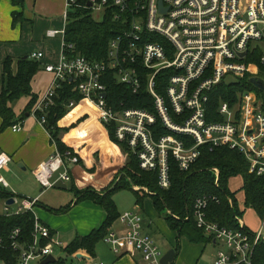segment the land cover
Wrapping results in <instances>:
<instances>
[{
	"label": "built area",
	"instance_id": "2783aa9c",
	"mask_svg": "<svg viewBox=\"0 0 264 264\" xmlns=\"http://www.w3.org/2000/svg\"><path fill=\"white\" fill-rule=\"evenodd\" d=\"M78 1L65 0V22L68 12L79 7ZM83 8L96 21L109 14L121 22V27L108 42L106 57L100 62L74 54L73 45L64 41V29L46 31L47 38L61 37V51L56 63L45 66L52 82L31 110L40 125L45 127L46 112L54 106L57 91L68 81L82 96L78 104L70 102L68 108L81 103L94 106L98 123L113 128L115 138L126 144L141 170L157 173V184L162 190L170 186L169 159H174L180 171H188L203 146L210 150L216 147L238 150L248 161L251 173L264 175L263 101L256 93L244 90L233 107L227 102L220 103L217 112L221 121L209 122L206 110L209 92L225 84V77L237 79L249 74L258 78V67L245 59L248 50L264 44V0H86ZM261 50L260 62L264 64ZM42 57V53L30 55L32 60ZM111 73L116 83L133 93L145 82L152 111L110 106L105 100L104 79ZM161 73L165 75L156 81ZM158 87L164 94L157 91ZM11 129L18 132L21 127L16 124ZM161 131L166 134L161 135ZM65 161L77 164L78 158L71 157L70 152L61 155L57 150L33 170L42 191L53 188L57 180L70 183ZM8 162L9 158L0 153V170ZM213 171L217 184L218 171ZM0 187H9L2 177ZM10 199L11 205L3 201L0 215L9 217L25 212L34 215L30 242H20L19 229L10 232L7 247L0 239V250L18 254L14 264L41 262L66 246L39 222L34 213L38 198ZM209 200L215 198L204 196L195 200L193 217L196 227L211 239V244L219 246L212 264H252L255 246L264 241V220L257 232L245 230L239 217H235L237 230L221 227L207 219ZM118 221L122 231L106 237L112 253L123 254V244L144 263L161 264L163 254L149 236L142 234L140 215L126 211ZM77 254L81 252L73 255V259ZM83 260L97 264L87 255ZM0 264L6 262L0 259Z\"/></svg>",
	"mask_w": 264,
	"mask_h": 264
},
{
	"label": "trees",
	"instance_id": "16d2710c",
	"mask_svg": "<svg viewBox=\"0 0 264 264\" xmlns=\"http://www.w3.org/2000/svg\"><path fill=\"white\" fill-rule=\"evenodd\" d=\"M15 6H23V0H10ZM86 0H79V7L68 12L64 29V41L74 47V54L83 56L89 61L100 62L107 54L108 42L114 38L121 27V22L113 20L109 14L102 21H96L84 9ZM13 14V20L18 17ZM262 50L260 47L250 49L247 52L246 63L255 64L258 67L257 77L264 80V64H261L260 57ZM12 59L6 58L3 62V90L0 93V132L8 127L20 122L24 115L30 114L37 97L31 92L30 81L39 70L37 61L26 58H19L16 62V72L13 74ZM165 74H159L156 81H160ZM251 75L244 74L240 78L234 79L231 84L221 83L209 92V101L206 106L207 118L209 122L221 121L218 116V106L222 102H227L231 107L235 106L238 96L244 90L253 91L257 97L264 101V92L253 87L249 83ZM105 100L115 109L135 108L152 111V99L146 90V83L143 82L140 89L133 93L126 86L116 83L114 75L108 74L104 79ZM157 91L164 94L161 87ZM54 106L46 112V130L51 140L56 145L58 152L64 155L67 151L73 152L64 145L59 138L61 132H67V128H60L58 122L69 112L68 104L74 102L78 104L82 96L74 90L72 83L65 82L56 93ZM22 97H30V101L23 114L16 118L11 105ZM264 112V106H263ZM39 118V114L36 115ZM157 129H160L157 123ZM166 132L161 131V135ZM108 138L118 145L121 152L126 155L125 165L118 170L111 182L100 192L92 191L87 187L78 191L72 180L70 170V183L68 190L76 198V202L91 201L100 206L105 212V220L101 226L93 230L87 236H75L64 248L60 249L64 256L56 258L50 264H68L67 259H73V255L78 252H86L90 257H95L97 244L104 240L111 231L113 224L118 220L120 214L117 211L112 195L121 190H130L135 196V204L142 206L144 197L148 196L153 204L154 210L160 212L167 211L164 222L166 226L176 232L177 238L185 237L191 243L211 244L210 238L206 237L201 229L196 227L193 217V204L197 198L204 196L215 198L209 200L206 207L207 219L221 227L237 230L238 225L235 217L241 218L244 209H252L258 218L264 220V175L256 176L249 171V163L238 150H230L227 147L200 148V156L192 164L188 171H180L174 159H169L170 186L162 190L157 184V173L143 171L139 168L136 157L129 151L124 143L118 142L113 133V128L108 127ZM80 160V159H79ZM75 165L83 166L80 160ZM66 162V161H65ZM218 171L217 184H215V173ZM94 172L89 170V173ZM117 178H119L117 180ZM242 180L243 210L240 211L234 192L230 190L229 182L232 179ZM137 187L138 190L133 188ZM146 190V191H144ZM11 197V193L4 191L0 187V200L6 202ZM231 201V204L230 202ZM46 208V207H45ZM70 204L51 209L53 214L65 213L69 210ZM34 228V215L25 212L14 216L0 215V239L8 246L9 234L14 229H19L18 239L20 242H30ZM245 230H249L245 225ZM52 234V233H51ZM45 243V241H43ZM176 247V252H178ZM18 254L9 249L0 250V259L6 264H14ZM40 264V262L38 263ZM252 264H264V241H260L254 248Z\"/></svg>",
	"mask_w": 264,
	"mask_h": 264
},
{
	"label": "crops",
	"instance_id": "0c3cea01",
	"mask_svg": "<svg viewBox=\"0 0 264 264\" xmlns=\"http://www.w3.org/2000/svg\"><path fill=\"white\" fill-rule=\"evenodd\" d=\"M64 12L65 0H23V6H15L10 0H0V93L3 90L4 60L12 59L14 74L17 60L30 58L32 53H42L43 57L40 60H35L39 63L40 68L30 81L31 92L38 99L48 89L52 82V76L45 72L44 68L46 65L58 61L61 37L47 38L46 31L65 29ZM14 13L18 15L16 20H13ZM29 101L30 97H22L11 106L16 118L23 114ZM1 123L0 119V125ZM16 124L20 125V131H12L11 126L0 132V153L9 158L5 168L0 170V177L5 178V175L12 179L9 187L4 191L18 198H38V204H40V200L45 197L47 191H42L33 176V170L39 164L47 161L57 151V148L46 128L40 125L31 113H26L24 118ZM58 126L68 129L62 135V142L79 155L83 164L79 167V165L66 161V166L70 170L75 185L80 186L84 181L85 185L91 187L94 192L103 190L118 170L125 165L126 155L121 152L118 145L109 140L108 128L98 123L96 108L81 103L70 109V112L58 122ZM91 168H94V172L89 173ZM35 183L39 187L38 191L36 185L34 186ZM68 187L69 184L67 190ZM56 199L60 200L61 198ZM46 203V208L43 206L46 211H44L45 209H35V214H37L39 222L47 226L59 240L63 235L73 238L87 236L93 230L98 229L105 220V212L100 206L88 200L76 202L74 195L66 205H62V202L52 203L49 201L48 204ZM69 204L70 208L65 213L53 214L48 210L49 208H62ZM145 207L147 215L152 217L153 213L149 205L147 204ZM119 226L116 231L112 226L110 233H120L122 225ZM185 239L191 243L187 238ZM103 241L107 243L106 237ZM121 247L123 254L116 257L117 260L114 264H140L132 256L133 254L138 255L137 253L127 249L123 244ZM171 249L176 251L175 246ZM189 250L191 247H188L187 251ZM83 254L87 255L84 251L79 255L85 257ZM177 255L178 252H176ZM73 260L85 261L82 258ZM188 263L190 264L191 261Z\"/></svg>",
	"mask_w": 264,
	"mask_h": 264
},
{
	"label": "rangeland",
	"instance_id": "374dc122",
	"mask_svg": "<svg viewBox=\"0 0 264 264\" xmlns=\"http://www.w3.org/2000/svg\"><path fill=\"white\" fill-rule=\"evenodd\" d=\"M259 46L264 50V44H259ZM233 81L234 79L231 75L225 77L224 79L225 84H231ZM263 106H264V101H263ZM263 106H262V111H263ZM63 134H65V132H61L59 135V138L61 141H62L61 138ZM70 150L73 152V154H71L70 152L71 157L76 156L79 160V155H77L73 151L72 148H70ZM91 170L94 171V168H91ZM4 177H5L4 179L6 180V182L10 185V182H12V179H10L9 176L4 175ZM74 185H75V181H74ZM34 186L37 188V191H38L39 187L37 186L36 183L34 184ZM75 187L78 191H82L89 186L85 185V182L83 181L82 185L79 186L76 184ZM229 187H230V190L234 192L235 198L237 199V204H239V209L240 211H242L244 209L242 208V205H243L242 204L243 203V193L241 190L242 180L240 178H235V179L230 180ZM133 189L138 190L137 187H134ZM46 191L47 193L45 194V197L42 198V200H40L41 205L38 204L34 208V213H36L35 209L44 210L45 209L44 207H46L45 206L46 202L48 203L49 201L52 203L62 202L61 203L62 205H66L71 198L73 199V195L69 190H60V189L51 188ZM96 193L98 192L96 191ZM58 197H60L61 199L57 200L56 198ZM112 198L115 202V205H116V208L119 214H122L126 211L128 212L134 211L140 215V217L143 219L142 231H141L142 234L149 236L152 239V241L159 247L163 255L173 246L178 248L179 250L178 255L176 256L175 260L171 264H189L188 263L189 261H191V263L193 262V264H212V261L216 255V252L219 249V246L213 245V244H207L206 246L204 244L195 245V244L188 243L185 237L177 238L176 232L171 231L169 228L165 226L164 218H165L167 211L165 209H162L160 212H157L156 210L154 211V208L152 206V201L148 196L144 197L142 201V206L135 205V196L130 190L117 191L112 195ZM147 204L152 210V213H153L152 217H149L147 215V212L145 211L146 210L145 206H147ZM2 206H3V201L0 200V213L2 212ZM44 211H46V209ZM241 220L243 221L244 225L248 229L250 228L252 230V232H257L261 226V220L255 214V212L249 208L244 209V212L241 215ZM119 225H120V222L116 221V223L113 225L114 227L113 230L116 231V229L120 227ZM262 234H263L262 236L264 237V229L262 231ZM72 238L73 237L69 235H63L61 236L60 240L62 241L64 245H67L71 241ZM188 247H191V250L187 251ZM61 256H64V255L61 253L60 250L54 251V254H53L54 258H59ZM132 256L140 264H146L142 261L139 255L133 254ZM116 257L117 256L114 255L110 251L109 244L105 243L104 241H101L96 246L95 257H91V258L93 262H96L97 264H114L116 263V260H117ZM38 263L39 262L37 261L36 263H32V264H38ZM67 263L68 264H88L87 261H77V260H73L69 258L67 259Z\"/></svg>",
	"mask_w": 264,
	"mask_h": 264
},
{
	"label": "water",
	"instance_id": "95a60500",
	"mask_svg": "<svg viewBox=\"0 0 264 264\" xmlns=\"http://www.w3.org/2000/svg\"><path fill=\"white\" fill-rule=\"evenodd\" d=\"M249 83L253 87L264 92V80H262L260 78L251 77L249 79ZM53 188L61 189V190H67V185L63 181L57 180L54 183ZM12 202H13L12 199H9L6 201V204L11 205ZM175 257H176V251L174 249H170L162 256L160 263L161 264H171V263H173ZM81 258L83 259L85 257H83L82 255H79V254L76 255V259H81ZM55 261H56V258H54L52 255H50V256H47L45 259H43L40 262V264H50V263H53Z\"/></svg>",
	"mask_w": 264,
	"mask_h": 264
}]
</instances>
